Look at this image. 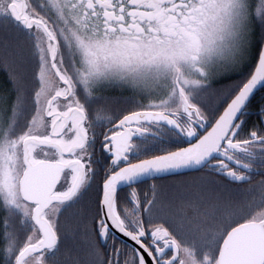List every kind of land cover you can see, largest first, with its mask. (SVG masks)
Returning <instances> with one entry per match:
<instances>
[{"label": "snow or ice", "instance_id": "obj_1", "mask_svg": "<svg viewBox=\"0 0 264 264\" xmlns=\"http://www.w3.org/2000/svg\"><path fill=\"white\" fill-rule=\"evenodd\" d=\"M0 264H264V0H0Z\"/></svg>", "mask_w": 264, "mask_h": 264}, {"label": "trees", "instance_id": "obj_2", "mask_svg": "<svg viewBox=\"0 0 264 264\" xmlns=\"http://www.w3.org/2000/svg\"><path fill=\"white\" fill-rule=\"evenodd\" d=\"M0 79H2V76H0Z\"/></svg>", "mask_w": 264, "mask_h": 264}]
</instances>
